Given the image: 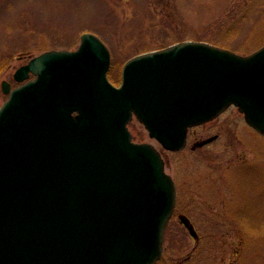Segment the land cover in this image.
Masks as SVG:
<instances>
[{
	"label": "water",
	"instance_id": "obj_1",
	"mask_svg": "<svg viewBox=\"0 0 264 264\" xmlns=\"http://www.w3.org/2000/svg\"><path fill=\"white\" fill-rule=\"evenodd\" d=\"M109 65L85 32L1 82L0 264L156 263L176 189L154 145L132 141L133 116L168 150L230 105L264 134V45L178 41L128 59L119 85Z\"/></svg>",
	"mask_w": 264,
	"mask_h": 264
},
{
	"label": "rangeland",
	"instance_id": "obj_2",
	"mask_svg": "<svg viewBox=\"0 0 264 264\" xmlns=\"http://www.w3.org/2000/svg\"><path fill=\"white\" fill-rule=\"evenodd\" d=\"M83 32L108 46L107 74L118 85L128 58L182 40L253 52L264 45V0H0V105L3 79L16 85L19 66L46 50L75 49ZM128 128L133 141L159 150L176 183L155 264H264V231L246 227L263 216L264 136L243 114L228 106L193 126L179 151L165 150L135 117Z\"/></svg>",
	"mask_w": 264,
	"mask_h": 264
},
{
	"label": "flooded vegetation",
	"instance_id": "obj_3",
	"mask_svg": "<svg viewBox=\"0 0 264 264\" xmlns=\"http://www.w3.org/2000/svg\"><path fill=\"white\" fill-rule=\"evenodd\" d=\"M249 128H251V127H249ZM190 129H193V128H190ZM189 129V130H190ZM251 129H253V128H251ZM189 130H188V132H187V137H186V143H187V141H188V138H189ZM255 132H257L255 129H253ZM258 134H260V135H262L261 133H259V132H257ZM264 136V135H263ZM215 136L213 135V136H211V137H209V138H207L206 140L208 141H210V140H212V138H214ZM216 138V137H215ZM200 144V142H196V143H194V145H199ZM177 190V189H176ZM262 212H263V216H262V219L260 220V225H255L254 224V221L253 222H246V227L248 228V229H250L249 231H251V230H253V229H256V230H259V231H261V230H263L264 231V207H263V210H262Z\"/></svg>",
	"mask_w": 264,
	"mask_h": 264
}]
</instances>
